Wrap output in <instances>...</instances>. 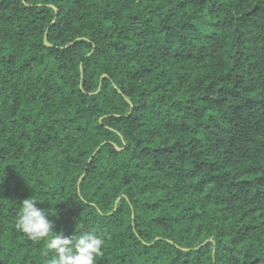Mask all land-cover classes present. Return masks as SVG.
Returning a JSON list of instances; mask_svg holds the SVG:
<instances>
[{"label":"trees","instance_id":"obj_1","mask_svg":"<svg viewBox=\"0 0 264 264\" xmlns=\"http://www.w3.org/2000/svg\"><path fill=\"white\" fill-rule=\"evenodd\" d=\"M29 198L96 264H264V0H0V264L54 255Z\"/></svg>","mask_w":264,"mask_h":264},{"label":"clouds","instance_id":"obj_2","mask_svg":"<svg viewBox=\"0 0 264 264\" xmlns=\"http://www.w3.org/2000/svg\"><path fill=\"white\" fill-rule=\"evenodd\" d=\"M37 201L40 200H23L16 228L54 253L47 264H96V258L104 254V240L93 232L71 237L55 232L53 222L45 209L37 207Z\"/></svg>","mask_w":264,"mask_h":264}]
</instances>
